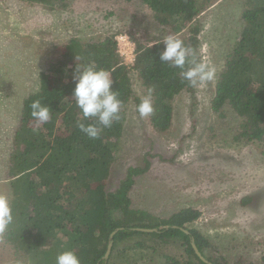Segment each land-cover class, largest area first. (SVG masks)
I'll return each mask as SVG.
<instances>
[{
  "label": "trees",
  "instance_id": "trees-1",
  "mask_svg": "<svg viewBox=\"0 0 264 264\" xmlns=\"http://www.w3.org/2000/svg\"><path fill=\"white\" fill-rule=\"evenodd\" d=\"M12 1L25 7L37 5L66 19L95 16L104 22L121 19L124 11L134 10L125 9L123 4L135 7L138 3L142 10L131 23L138 24L147 16L143 11L148 10L158 28L183 40L201 61L197 19L219 0ZM241 1L243 28L215 76L210 102L211 112L219 120L217 126L228 130L215 134V122L206 132L220 147L256 146L264 163V0ZM102 28L107 32L100 37L91 35L83 40L72 36L63 48H56L55 56L39 74L38 88L23 100L18 124L8 142L6 192L2 194L9 197L14 215L13 224L1 234L13 252L10 264H56L57 255L66 250L75 251L81 264H138V258L142 264H206L195 254L192 239L212 264H264V256L254 258V249L249 257L250 251L242 252L239 247L253 245L264 254V238L258 239L257 245L249 236L237 242L239 246L219 243V233L206 235L193 226L202 217L197 209L153 215L132 208L130 193L136 177L146 174L148 163L144 168L129 167L116 189L108 188L112 167L122 155L120 140L129 104L138 109L148 89L153 88L155 111L148 122L154 131L164 134L173 124L175 98L193 92V87L181 77V69L160 62L163 41L141 40L143 37L129 33L137 57L133 70H128L116 53L115 36L119 32L112 33L107 25ZM20 44L30 45V41L21 38ZM91 63L111 71L113 90L123 102L121 119L103 129L96 139L80 131L78 123L93 121L83 119L73 100L76 66ZM136 84L142 88L140 96L134 89ZM36 100L51 111L50 120L39 127L31 117L30 105ZM230 113L234 117L229 120ZM191 116H195L193 111ZM218 176L224 181L232 174L219 168ZM254 198L246 196L240 205L245 207ZM120 228L123 230L114 235L109 258L104 259L111 234ZM136 228L159 231L131 230Z\"/></svg>",
  "mask_w": 264,
  "mask_h": 264
},
{
  "label": "rangeland",
  "instance_id": "rangeland-1",
  "mask_svg": "<svg viewBox=\"0 0 264 264\" xmlns=\"http://www.w3.org/2000/svg\"><path fill=\"white\" fill-rule=\"evenodd\" d=\"M123 5L134 10L124 11L121 19L114 17L111 22H104L95 16L66 19L37 5L25 7L12 0H0V128H3L0 130L3 131L0 132V194L6 192L8 142L18 124L23 100L38 88L39 74L47 68L58 47L63 48L72 36L83 40L91 35L100 37L107 32L102 28L105 25L112 33L118 31L117 35L133 33L143 37L141 40L163 41L166 34L153 23L148 10L143 11L147 16L140 19V24H133L132 17L136 12L140 14L142 6ZM241 6V0H219L197 19L201 61L215 67L216 74L243 28ZM21 38L30 41V45L20 44ZM215 81L214 78L175 98L173 124L164 134L154 131L148 118H142L136 105L130 103L120 140L122 155L112 167L108 188L115 190L129 167L144 168L148 163L149 169L136 177L130 193L132 208L153 215L197 209L202 217L193 226L201 233L212 236L219 233V243L233 246H239L237 242L249 236L257 245L256 241L264 238V163L254 145L230 148L210 141L207 127L215 122L217 126L219 121L210 107ZM134 89L139 96L142 94L140 84ZM230 117L234 115L230 113L229 120ZM218 126L215 134L227 132L228 129ZM212 168L224 169L232 177L224 181L219 176L216 178L217 171L213 172ZM246 196L255 198L242 207L241 201ZM1 238L0 234V264H10L13 252ZM239 247L242 252L250 251L249 257L251 249L256 251L254 258L257 255L259 260L264 256L259 247ZM136 262L142 264L140 258Z\"/></svg>",
  "mask_w": 264,
  "mask_h": 264
},
{
  "label": "clouds",
  "instance_id": "clouds-1",
  "mask_svg": "<svg viewBox=\"0 0 264 264\" xmlns=\"http://www.w3.org/2000/svg\"><path fill=\"white\" fill-rule=\"evenodd\" d=\"M126 35H116V53L121 59V64L128 70H133L136 63V44L135 62L132 66H126L118 51L117 38ZM164 50L159 54L160 62L169 63L172 67L181 69L180 75L187 80L192 87L203 86L206 82L212 81L216 76V68L208 63L199 61L194 49L186 46L183 40L176 35H166L163 39ZM73 80L75 89L73 100L80 110V115L84 120L93 123H78L80 131L90 139L99 138L105 128H110L113 122L121 119L123 102L118 98L117 91L113 90L114 80L112 73L106 69H98L94 63L87 65H77ZM153 88L148 89L145 96L138 105V112L142 118H148L154 114L152 105ZM31 117L37 127L47 123L51 118V111L47 105L40 100L31 103ZM14 222L13 208L9 197L0 194V234L5 233L9 226ZM56 264H81V260L75 251L66 250L56 257Z\"/></svg>",
  "mask_w": 264,
  "mask_h": 264
},
{
  "label": "built area",
  "instance_id": "built-area-1",
  "mask_svg": "<svg viewBox=\"0 0 264 264\" xmlns=\"http://www.w3.org/2000/svg\"><path fill=\"white\" fill-rule=\"evenodd\" d=\"M118 51L124 64L126 66H132L135 62V46L127 36H120L117 38Z\"/></svg>",
  "mask_w": 264,
  "mask_h": 264
},
{
  "label": "water",
  "instance_id": "water-1",
  "mask_svg": "<svg viewBox=\"0 0 264 264\" xmlns=\"http://www.w3.org/2000/svg\"><path fill=\"white\" fill-rule=\"evenodd\" d=\"M175 229H178V227H174ZM123 230V228H120V229H118V230H116L115 232H113L112 234H111V236H110V242H109V244H108V246H107V251H106V254H105V257H104V259H108L109 258V256H110V254H111V251H112V248H113V237H114V235L118 232V231H122ZM132 231H136V232H142V233H153V232H158L159 231V229L157 230V229H141V228H136V229H131ZM182 231L184 232V233H186L187 235H189V232H187L186 230H183L182 229ZM191 245H192V248H193V250H194V252H195V254L197 255V257H199V259L201 260V261H203L204 263H206V264H212L211 262H209L207 259H205L203 256H202V254L200 253V251H199V249L197 248V246H196V244H195V241L192 239V243H191Z\"/></svg>",
  "mask_w": 264,
  "mask_h": 264
}]
</instances>
